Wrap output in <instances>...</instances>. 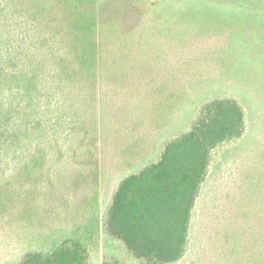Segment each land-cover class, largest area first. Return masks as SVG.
I'll list each match as a JSON object with an SVG mask.
<instances>
[{
    "label": "trees",
    "instance_id": "1",
    "mask_svg": "<svg viewBox=\"0 0 264 264\" xmlns=\"http://www.w3.org/2000/svg\"><path fill=\"white\" fill-rule=\"evenodd\" d=\"M122 3L102 24L97 0H0V228L8 227L14 210V241L7 244L18 250L4 255L3 264H86L89 249L99 245L101 198L98 191L78 192L85 182L100 185L94 178L98 154L104 165L100 152L110 149L108 126L119 132L111 145L125 174L104 222L126 256L104 254L103 264H128L129 257L136 264L182 260L215 151L252 140L263 145L237 181L228 230L218 241L223 264H264L257 245L264 228V38L252 54L255 67H224L222 58L192 54L174 33L143 30L132 17L140 3ZM124 24L137 29L130 33L135 52L126 54L125 42L117 52L104 51L100 32H124ZM208 83L216 89L196 101ZM190 98L195 107L187 129L165 137ZM247 98L253 116L243 105ZM249 115L257 127L247 125ZM66 185L70 195L61 198ZM63 208L72 214L59 221ZM240 235L251 241L250 251L240 249Z\"/></svg>",
    "mask_w": 264,
    "mask_h": 264
},
{
    "label": "rangeland",
    "instance_id": "2",
    "mask_svg": "<svg viewBox=\"0 0 264 264\" xmlns=\"http://www.w3.org/2000/svg\"><path fill=\"white\" fill-rule=\"evenodd\" d=\"M122 1L97 0L95 9L102 24L103 22H110L113 19L110 18L111 10L119 13L118 7L124 5ZM135 3H140L137 4L139 7L135 4L138 7L137 12L139 14L138 16L134 14L132 17L136 18L137 22L143 26V30L144 27L151 28V30L160 28V33L163 36L167 32L174 33V35L178 36V39H181L180 42L188 41L186 45L189 47L188 50L191 49L192 54L195 53L201 59L214 57L218 60V63L222 58L224 59V67L256 66L255 64H251L257 62L253 61L252 54L256 52V45L258 46L264 38V0H135ZM122 20H125V17ZM125 25L122 29L124 32L114 31L112 28L110 30L114 33L110 30L100 32L102 34L97 39L104 51L114 50L113 52H117L121 49V44L125 42V53L135 52L136 43H134L135 41L133 42L134 38L130 33L136 32L137 29L132 30ZM198 31L201 34H198ZM197 34L207 38L190 37L194 35L197 37ZM183 36H187V38H183ZM136 38H138V35ZM132 56H134L133 61L136 62L135 54ZM259 70H264V68H259ZM203 87L204 90L195 95L196 101H200L209 92L211 93L213 89H216L211 83ZM134 88V92L137 93V87ZM127 92L128 89H125V93ZM122 96V94L119 95V97ZM249 100L247 98L242 101L244 107L247 109V114L253 116L250 113L251 105ZM189 101V104L185 103V105L181 106L178 117L176 116L175 125L171 123V126L165 131V137L187 129L186 127L193 116L195 107L193 99L190 98ZM250 115L247 119V125L251 124L257 127L259 122H256ZM110 116L107 118L106 123L109 121ZM108 127H111L108 136L107 132H104V134L108 140L106 145L109 144L110 149L108 152L105 149L100 152L105 157L104 165L100 161L101 155L98 154L99 164L96 166L97 174L94 178V180L99 181L100 185H93V187L87 188V186H83L85 182L79 187L78 192L79 194L85 192L84 194L88 195V192L94 194L95 191H98L101 198V202L96 209L100 221L99 245L97 249H89L86 264H103L104 254L107 253L117 258L123 257L125 259L126 256L125 245L109 237L104 222L105 213L110 205L113 191L117 186L119 178L125 174V170H120L119 153L111 145V143L115 142V138L119 136L115 134L119 132L116 128L113 131L112 126ZM123 136H125V133H123ZM252 138L254 137L252 136ZM256 141L252 140L244 148L236 143H229L215 151V161L207 181L202 187L193 212L188 251L183 259L175 264H223L221 249L224 242L219 243L218 237H221L228 230L226 226V222H229V219H227L229 215L227 206L230 198L235 193H239L236 189L237 181L241 177L246 176L245 173L247 172L249 161L254 154V148L258 149L263 145L262 142L257 143ZM112 153L116 154V156H113ZM139 162L138 165L143 164V161ZM136 167H132L129 170L126 169V172ZM68 187L66 185L59 193L61 198L69 197L67 196L70 191ZM262 192L264 193V180ZM73 193L75 194V191L72 192V195L76 199L77 197ZM261 208L264 209V203H261ZM13 211L11 210L8 213V217H6L10 221H13L16 214ZM71 214L70 209L63 208L56 216L60 221L71 217ZM262 215L264 216V211ZM10 221L8 227L3 226V224L0 228V264L4 262V255H13L16 251L15 247L7 244L11 242L15 235L14 229L10 230L9 228V226L12 227ZM232 225L236 227V220L232 221ZM262 233V238L257 245L259 246L258 250H262V260L264 262V228ZM225 238L227 239V243L231 245L230 235H226ZM240 238V249L250 251L253 248L251 241L243 235H240ZM107 245L111 247L106 250L105 247ZM3 246L14 249L10 252L7 250L8 253H5V250L1 249ZM126 261H128V264H136V261L131 257ZM243 264L248 263L244 261Z\"/></svg>",
    "mask_w": 264,
    "mask_h": 264
}]
</instances>
